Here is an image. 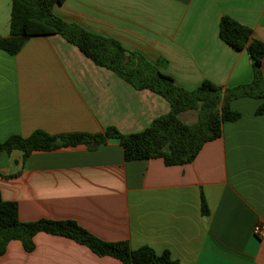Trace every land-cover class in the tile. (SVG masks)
Returning a JSON list of instances; mask_svg holds the SVG:
<instances>
[{"label": "crops", "instance_id": "crops-1", "mask_svg": "<svg viewBox=\"0 0 264 264\" xmlns=\"http://www.w3.org/2000/svg\"><path fill=\"white\" fill-rule=\"evenodd\" d=\"M54 13L141 55L188 91L207 80L224 90L253 81L247 51L220 38L223 17L264 43V0H66ZM10 16L11 0H0V38L10 36ZM261 102L232 101L241 117L186 165L126 161L115 139L28 158L4 153L2 198L18 204L22 223L73 221L101 241L167 251L178 264H264V240L254 234L264 224ZM170 112L166 99L136 89L59 35L31 37L15 56L0 50L1 141L37 131L137 134ZM34 243L27 252L12 241L0 264H124L66 237L39 233Z\"/></svg>", "mask_w": 264, "mask_h": 264}, {"label": "trees", "instance_id": "trees-1", "mask_svg": "<svg viewBox=\"0 0 264 264\" xmlns=\"http://www.w3.org/2000/svg\"><path fill=\"white\" fill-rule=\"evenodd\" d=\"M65 1L11 0L10 36L0 38V50L15 56L31 37L59 35L78 47L96 65L111 70L136 89L150 90L166 99L171 112L137 134L123 135L110 128L97 135L52 136L37 131L28 138L12 136L6 141L0 140V156L18 150L28 158L35 151L78 145L95 149L115 139L124 149L126 161L162 159L166 166L186 165L197 158L206 143L222 136L224 123L241 117L232 110V101L240 98L261 100L256 114L264 115V43L253 38L252 29L230 17H223L220 22L222 41L238 51L246 50L250 57L254 74L250 84L224 90L207 80L196 90L188 91L141 55L128 52L114 40L94 35L58 17L54 7ZM190 111L198 112V120L193 124L180 118ZM203 210H207L205 203ZM39 233L70 238L99 257L109 256L124 264H178L167 251L158 255L148 246L134 250L128 242L101 241L73 221L22 223L18 204L4 201L0 192V257L7 252L12 241H20L27 252H33L34 237Z\"/></svg>", "mask_w": 264, "mask_h": 264}, {"label": "rangeland", "instance_id": "rangeland-1", "mask_svg": "<svg viewBox=\"0 0 264 264\" xmlns=\"http://www.w3.org/2000/svg\"><path fill=\"white\" fill-rule=\"evenodd\" d=\"M180 117L187 123H195L198 120V112L190 111L185 116L182 114Z\"/></svg>", "mask_w": 264, "mask_h": 264}, {"label": "built area", "instance_id": "built-area-1", "mask_svg": "<svg viewBox=\"0 0 264 264\" xmlns=\"http://www.w3.org/2000/svg\"><path fill=\"white\" fill-rule=\"evenodd\" d=\"M254 234L257 238L264 240V224H258L254 229Z\"/></svg>", "mask_w": 264, "mask_h": 264}]
</instances>
